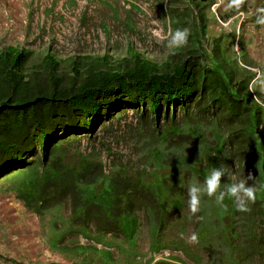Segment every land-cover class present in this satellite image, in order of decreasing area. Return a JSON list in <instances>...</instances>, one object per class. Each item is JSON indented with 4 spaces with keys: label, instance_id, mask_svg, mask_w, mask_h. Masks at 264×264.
<instances>
[{
    "label": "rangeland",
    "instance_id": "obj_1",
    "mask_svg": "<svg viewBox=\"0 0 264 264\" xmlns=\"http://www.w3.org/2000/svg\"><path fill=\"white\" fill-rule=\"evenodd\" d=\"M228 3L0 0V52L27 51L28 65L39 64L49 53L69 66L78 56L119 60L133 52L162 64L198 50L202 66L218 64L227 74L237 72L235 82H240L243 101L249 103L244 121L255 139H261L264 109L253 100L258 93L249 92L248 83L254 75L250 69L264 70V27L255 22L256 9L264 7V0H247L241 12L229 10ZM157 26L165 36L169 30L188 29V44L169 48L167 40L152 36ZM260 99L264 101V96ZM225 127L195 105L187 114L180 110L157 124L126 107L94 132L58 140L48 160L61 156L69 166L85 161L102 164L104 175L90 189L107 187L117 175H131L164 197L161 212L149 207L136 212L139 225L132 237L74 222L69 198L42 212L29 208L19 190L45 167L38 147V155L28 159L35 160L32 164L0 177V264H264V248L261 254L247 243L250 232L245 221L260 211L258 236L264 246V189L258 190L247 212L238 211L232 200L226 199L223 207L206 195L201 197L199 213L193 216L189 210L188 186H203L213 168L226 169L235 181L251 173L257 186L264 184V175L243 159ZM231 182L223 177V183ZM193 233L198 243L189 244Z\"/></svg>",
    "mask_w": 264,
    "mask_h": 264
},
{
    "label": "trees",
    "instance_id": "obj_2",
    "mask_svg": "<svg viewBox=\"0 0 264 264\" xmlns=\"http://www.w3.org/2000/svg\"><path fill=\"white\" fill-rule=\"evenodd\" d=\"M191 53L162 64L139 52L119 60L84 55L63 66L49 53L39 64L28 65L27 51L0 52V177L32 164L35 160L28 159L37 156L40 147L45 167L19 190L29 208L42 212L69 198L74 222L132 237L139 225L136 212L141 207L161 212L164 197L131 175H117L95 191L89 186L104 175L102 164L69 166L61 156L48 160V153L59 139L94 132L126 107L157 124L180 110L187 114L192 105L224 123L243 159L264 175V138L255 139L244 121L249 103L243 101L240 82H235L237 72L227 74L218 64L202 66L198 50ZM258 128L259 122L255 131ZM259 212L245 221L247 243L262 254Z\"/></svg>",
    "mask_w": 264,
    "mask_h": 264
},
{
    "label": "clouds",
    "instance_id": "obj_3",
    "mask_svg": "<svg viewBox=\"0 0 264 264\" xmlns=\"http://www.w3.org/2000/svg\"><path fill=\"white\" fill-rule=\"evenodd\" d=\"M167 4V0H164ZM247 0H229L228 9L236 12L241 10L246 5ZM246 18V17H244ZM255 22L257 25L264 27V7H259L255 12ZM190 32L188 29H176L175 31L169 30L167 35H163V30L156 27L152 30V36L159 40H167V46L171 49H180L188 44ZM254 73L253 77L248 83V91L258 93L253 97V100L264 109V101L260 96H264V70L259 68L250 69ZM227 176L231 183H223V177ZM248 181H253L249 184ZM264 189V184L259 186L255 183V176L251 173L248 174L247 179L235 181L226 169L222 167L213 168L210 173L205 177L203 186L198 184H190L188 186V205L189 210L193 216L201 210V197L206 195L209 198H214L219 206L226 207L225 200H232L236 209L240 212L250 211L249 203H255L258 190ZM189 244L198 243L197 234L193 233L187 241Z\"/></svg>",
    "mask_w": 264,
    "mask_h": 264
},
{
    "label": "crops",
    "instance_id": "obj_4",
    "mask_svg": "<svg viewBox=\"0 0 264 264\" xmlns=\"http://www.w3.org/2000/svg\"><path fill=\"white\" fill-rule=\"evenodd\" d=\"M261 59H262V58H261ZM259 60H260V59H258V58L255 57V61H259Z\"/></svg>",
    "mask_w": 264,
    "mask_h": 264
}]
</instances>
